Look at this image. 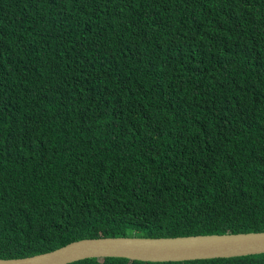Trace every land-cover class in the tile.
I'll list each match as a JSON object with an SVG mask.
<instances>
[{"label": "trees", "instance_id": "obj_1", "mask_svg": "<svg viewBox=\"0 0 264 264\" xmlns=\"http://www.w3.org/2000/svg\"><path fill=\"white\" fill-rule=\"evenodd\" d=\"M258 229L264 0H0V256Z\"/></svg>", "mask_w": 264, "mask_h": 264}, {"label": "water", "instance_id": "obj_2", "mask_svg": "<svg viewBox=\"0 0 264 264\" xmlns=\"http://www.w3.org/2000/svg\"><path fill=\"white\" fill-rule=\"evenodd\" d=\"M264 251V229L173 235L82 236L48 250L0 256V264H62L92 255H122L145 260H176Z\"/></svg>", "mask_w": 264, "mask_h": 264}, {"label": "clouds", "instance_id": "obj_3", "mask_svg": "<svg viewBox=\"0 0 264 264\" xmlns=\"http://www.w3.org/2000/svg\"><path fill=\"white\" fill-rule=\"evenodd\" d=\"M127 235H129V234H127ZM53 248V247H52ZM49 249H51V248H49ZM46 250H48V249H46ZM42 251H44V250H42ZM37 252H39V251H37ZM34 253V252H33ZM97 256H99V255H97ZM84 257H86V256H84ZM79 258H81V257H79ZM194 258V257H193ZM76 259H78V258H76ZM72 260H74V259H72ZM69 261H71V260H69ZM68 262V261H67Z\"/></svg>", "mask_w": 264, "mask_h": 264}, {"label": "rangeland", "instance_id": "obj_4", "mask_svg": "<svg viewBox=\"0 0 264 264\" xmlns=\"http://www.w3.org/2000/svg\"><path fill=\"white\" fill-rule=\"evenodd\" d=\"M130 234H131V232H130Z\"/></svg>", "mask_w": 264, "mask_h": 264}]
</instances>
